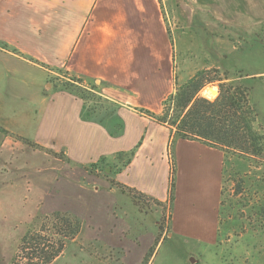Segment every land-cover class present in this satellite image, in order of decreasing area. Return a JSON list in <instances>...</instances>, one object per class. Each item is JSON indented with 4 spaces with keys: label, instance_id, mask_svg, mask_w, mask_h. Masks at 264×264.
<instances>
[{
    "label": "crops",
    "instance_id": "0c3cea01",
    "mask_svg": "<svg viewBox=\"0 0 264 264\" xmlns=\"http://www.w3.org/2000/svg\"><path fill=\"white\" fill-rule=\"evenodd\" d=\"M228 1L264 18V0ZM207 6L209 18L215 17ZM173 52L160 0H0V194L19 191L23 178H63L82 192L84 180L71 171L95 165L107 172L110 204L122 219L149 216L156 225L160 207L169 208L167 235L184 239L190 249L215 247L224 151L174 138L172 128L144 112L160 115L174 93ZM62 78L93 87L113 104L112 112L85 119L82 99L57 83ZM111 181L143 193L153 202L150 209L140 210ZM139 229L134 244L143 237Z\"/></svg>",
    "mask_w": 264,
    "mask_h": 264
},
{
    "label": "rangeland",
    "instance_id": "374dc122",
    "mask_svg": "<svg viewBox=\"0 0 264 264\" xmlns=\"http://www.w3.org/2000/svg\"><path fill=\"white\" fill-rule=\"evenodd\" d=\"M160 2L173 44L177 82L182 84L197 70L215 69L209 77H228L227 81L244 84L264 133V18L252 16L250 8L229 7L228 0ZM209 3L215 17L209 18ZM70 82L62 78L57 83ZM73 84L79 91L80 85ZM213 90L218 91L217 82L199 94L213 99L217 95ZM86 101L96 107V113L102 110V100L90 95ZM106 108L110 109L107 103ZM224 149L215 247L190 249L184 239L167 235L169 208L160 207L154 216L156 225L149 216L122 219L110 204L114 195L106 186L107 172L91 165L87 172L81 168L71 171L84 180L82 192L62 183L63 178L51 183L23 178L19 191L0 194V264L26 263L18 246L27 230L35 232L48 250L63 244L50 264H264V151L249 158L232 148ZM40 164L48 170V165ZM93 186L98 187L96 192ZM152 203L142 201L137 207L149 210ZM64 215L74 216L80 223V232L72 239L64 236ZM139 228L143 237L134 244ZM150 232L154 237L148 242Z\"/></svg>",
    "mask_w": 264,
    "mask_h": 264
},
{
    "label": "trees",
    "instance_id": "16d2710c",
    "mask_svg": "<svg viewBox=\"0 0 264 264\" xmlns=\"http://www.w3.org/2000/svg\"><path fill=\"white\" fill-rule=\"evenodd\" d=\"M211 71L217 72L215 69L197 70L182 84L177 82V77L174 74L175 90L165 99L162 113L154 115L146 110L145 114L172 128L174 138L199 140L211 147L222 149L224 153V148H232L242 156L249 158L261 155L264 151V133L258 122L257 109L248 102V87L242 83L227 81L228 77H209L208 74ZM73 81L77 80L71 79L70 83H64L61 86L64 89L72 90L82 99L85 119L94 118L97 112L96 107H91L86 101L90 95L102 100L104 104L107 103L110 108L113 106L107 99L96 93L93 87L87 88L79 84L80 90H76ZM215 82L218 86V94L215 98L207 99L199 94L205 86ZM103 105L100 106L104 114L112 112L108 108L103 109ZM18 138L29 146L43 150L52 156H61L33 141L22 137ZM133 153L134 149L125 153V163L129 161ZM120 155L122 154H118L119 157ZM174 174L175 165L172 159L170 199L173 198ZM111 183L130 195L137 206L142 201L147 203L150 200L133 188L112 181ZM154 202L161 204L155 200ZM62 219L65 222L64 236L68 239L74 238L80 232L79 221L69 215H64ZM58 233L59 231H56V234ZM18 248L23 254L22 257L27 259L24 264H50L62 252L63 244H58L52 250H48L44 243L38 240L35 232L27 230L20 238ZM35 259L39 263L34 262Z\"/></svg>",
    "mask_w": 264,
    "mask_h": 264
},
{
    "label": "water",
    "instance_id": "95a60500",
    "mask_svg": "<svg viewBox=\"0 0 264 264\" xmlns=\"http://www.w3.org/2000/svg\"><path fill=\"white\" fill-rule=\"evenodd\" d=\"M213 92L216 93V94H218V91H216V90H213Z\"/></svg>",
    "mask_w": 264,
    "mask_h": 264
},
{
    "label": "built area",
    "instance_id": "2783aa9c",
    "mask_svg": "<svg viewBox=\"0 0 264 264\" xmlns=\"http://www.w3.org/2000/svg\"><path fill=\"white\" fill-rule=\"evenodd\" d=\"M171 164H172V161H171V163H170V166H171Z\"/></svg>",
    "mask_w": 264,
    "mask_h": 264
}]
</instances>
